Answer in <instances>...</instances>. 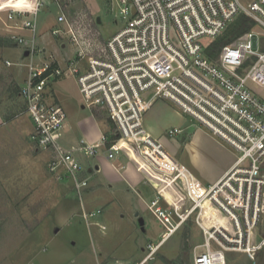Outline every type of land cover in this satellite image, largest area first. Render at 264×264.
<instances>
[{
    "label": "built area",
    "instance_id": "2783aa9c",
    "mask_svg": "<svg viewBox=\"0 0 264 264\" xmlns=\"http://www.w3.org/2000/svg\"><path fill=\"white\" fill-rule=\"evenodd\" d=\"M53 2L61 10L50 32L62 48L70 47L63 62L53 54L46 57V48L36 43L37 14ZM62 3L33 0L29 7L8 10L4 23L5 37L22 45L30 59L19 92L33 123L30 140L52 152L48 169H62L79 195L88 185L80 159L58 142L67 117L51 92L58 80L71 76L83 106L102 110L109 123L96 146L84 139L79 142L86 154L94 155L99 146L108 158L133 151L139 161L176 169L179 175L176 161L144 122L156 101H168L232 148L237 158L201 192L188 189L189 208L183 215L174 209L178 223H172L157 198L150 209L168 232L199 210L196 222L205 249L194 255L193 264H226V251L253 258L264 243L256 241L255 231L264 215V99L254 89H264V0H111L116 31L108 38L86 15L79 23L70 20ZM240 14L254 27L221 46L217 56L210 55L208 45ZM23 30L29 31V38L19 34ZM95 30L98 34L91 36ZM41 56L45 57L35 61ZM167 133L175 137L183 130L173 127ZM203 207H208L209 225L201 215ZM98 212L84 211L83 217ZM147 248L143 261L122 264H142L158 245Z\"/></svg>",
    "mask_w": 264,
    "mask_h": 264
},
{
    "label": "crops",
    "instance_id": "0c3cea01",
    "mask_svg": "<svg viewBox=\"0 0 264 264\" xmlns=\"http://www.w3.org/2000/svg\"><path fill=\"white\" fill-rule=\"evenodd\" d=\"M87 12L88 15L92 16L89 11ZM254 89L259 96L263 98L259 92L260 88L255 87ZM51 92L53 93V99L59 102L66 111L63 100H61V96L58 95V92L53 88V85L51 86ZM157 102L158 101L155 103ZM159 103L160 104L157 105L158 107L156 109L151 110L150 108V110H148L146 113L147 117L144 116V121L146 117L147 129L149 132H154L151 133L160 139L163 135L161 129L167 130L170 128L167 126L168 123H171V114L172 112H176L171 106L167 105L165 101L160 100ZM164 105H166L165 108L163 107ZM81 108L83 109L85 107L81 105ZM80 113H83V115H80ZM67 114L68 113L66 112V115ZM73 114L74 112H70V116L67 115L58 142L65 150L72 152L74 156L80 159L85 167L83 176L87 179L88 185L83 189L84 203L82 199V191L80 195L77 193L73 187L71 178H69L62 169H59L56 172H51L48 169V162L51 159L52 152L38 148L30 140L33 123L28 114L26 113V118L28 119L27 122L21 120L13 125L9 124L8 120L4 118V115L0 112V196L5 199L10 197L12 202L14 196L18 195H21L22 198L27 200V216H23L24 228H26L28 224L30 227L28 221L30 220V215H32L31 213H36L35 215H38L35 224L30 227L31 229H28L29 231L23 235V238L28 237L31 233L36 231L42 226L43 221H48V218L50 217L51 221L50 219L49 221L51 224L46 225V228L52 230L51 236H48L49 238L58 233L60 235V232L61 230H64L65 225H71L69 222L72 221L75 216L79 215V217L81 216L84 218L79 210L73 211L74 206L77 205L76 200L75 198H69V196L74 193L75 195L78 194V197L82 202V209L87 208L89 210L95 209L100 211V214L96 216L93 221V225L96 227L97 225H101L102 215L105 210H110L106 216L109 218V224L113 228L112 232L109 234L112 237L109 238L110 240H113L114 238L112 235H118L121 231L120 226L122 225V223L120 224V222L113 220L111 208L115 204L120 205L119 212H121V210L125 211V213H121L120 216L123 220H125L124 217L127 216V211L130 212L135 210L136 213L134 216L129 218L128 221L125 220L128 231L124 236L126 240H131L134 246H137L139 250L137 259L133 262L137 263L143 261L148 252V244L158 245L157 251H159L160 247L163 245V241L173 236L178 229H181L182 223L186 221L184 219L173 231L168 232L166 227L150 209L152 200L157 198L163 211L165 213H170L172 223L176 224L180 220L178 214L183 215L181 209L185 202H187L186 192H188V189L201 192L205 187L213 184L232 164V162L228 161L220 168H216L215 166L209 168V166L206 165L204 160L206 152L203 151V145H201L200 142H203V139L204 142L208 139L215 145L219 146L220 143L217 138L210 134L203 126L196 127V129L191 130L188 133L183 131L180 135L172 138L174 141L177 140L175 146L182 149V152L185 153L184 157L188 162V165L183 162L179 163L174 156L167 152L176 161V165L180 170L179 175L177 174L178 171H176V169V172L167 169L163 170L153 166L151 163L145 164L144 162L139 161L137 155L133 151L129 152L130 156L126 155L125 152H118L113 158H108L106 149L103 146H99L98 148L103 147V151H98L99 149L97 148L94 155H88L84 152L79 142L84 139L89 144L96 146L100 141L101 135L107 128L99 122L100 120L96 119L91 110L85 113L83 110L79 109L74 117ZM179 126L180 124L178 123L173 125V127L177 128H180ZM32 145L36 147V151L32 150ZM166 157L170 159L169 156L166 155ZM148 186L151 187L155 193L151 196L149 204L145 206L143 201L144 196L150 195V193L147 192ZM73 190L76 192H73ZM134 191H137L139 194L136 195L138 199L135 201V204L132 201L133 196L131 195ZM32 192H39L38 196ZM38 198L39 204L36 206L34 203L36 201L38 202ZM122 200H124V202ZM145 209H148L165 228V231L158 233L157 241L151 239L150 228L146 226L143 213L145 212ZM174 209L177 210L178 214ZM11 211L12 214L10 218L14 219L16 209L14 210L12 207ZM201 215L204 218L206 217V213L203 211L201 212ZM205 219V223L209 224V220ZM87 223L89 224V222ZM91 226L92 224L86 226L89 229L90 234ZM72 228L73 231L67 244L76 245V238L74 236L77 228L75 226H72ZM95 235L100 239V242L105 241L102 240L104 239V234L101 238L98 229H95ZM23 238L21 237V240ZM37 251L31 254V258L40 255V250ZM156 252L153 257L148 258L142 264H145L146 261L149 263H155L156 258L154 256L158 254V252ZM109 255L110 254L102 256V253L95 255L96 264L132 263V261H129V257L119 258L113 256L110 257ZM81 257L83 258L84 255H71L70 261L72 264H75ZM159 257L163 258V261L166 264L170 261L167 254Z\"/></svg>",
    "mask_w": 264,
    "mask_h": 264
},
{
    "label": "rangeland",
    "instance_id": "374dc122",
    "mask_svg": "<svg viewBox=\"0 0 264 264\" xmlns=\"http://www.w3.org/2000/svg\"><path fill=\"white\" fill-rule=\"evenodd\" d=\"M61 1L63 2V11L73 22L79 23L87 16L91 19L89 23L92 24V27H98L101 35L105 38L110 37L113 32L116 31V26L114 25V15L112 12H110L111 0ZM32 2L33 0H0V43H2L0 45V112L4 115V118L8 120L9 124L13 125L16 122H20L21 120L26 122L28 121L26 118L25 104L22 97L20 96L19 91L20 86L23 85L24 79L26 78L28 72L27 66L30 59L27 55H25V49L22 45H15L3 40L6 38L5 35L7 33L4 30V23L7 22L8 10L12 8L29 7ZM60 10V5L56 2H53L47 4L46 11L42 10L38 12L36 43L46 48V52L44 54L46 57H48L49 54H53L55 59H57L59 62H63L64 57H66L65 54H69L70 47L67 46L62 48L58 41H55L53 35L50 32V29L57 25L56 17ZM87 11H89L92 16L88 15ZM97 17L100 18L99 23L95 21ZM253 27L254 26H252L251 29ZM226 30L223 32V34L226 32ZM19 34L24 38H29V31L27 30L20 31ZM93 34L97 35L98 33L96 30L94 32L91 31V36ZM234 39L235 38L231 39L229 42L233 41ZM261 47L264 49V39L261 40ZM44 57L41 56L40 59L35 57L34 59L35 61H38ZM6 60L10 62V65L6 63ZM53 88L58 92V95L61 96V100H63L66 112L68 113L67 115L70 116V112H74V117L76 113H78L79 109L83 110L85 113L90 111V108L87 106H84L85 108L83 109L81 108L84 100L78 91L75 80L71 76L55 82L53 84ZM259 92L264 98V89H259ZM159 101L160 100L153 104L151 110H154L158 107L157 105L160 104ZM165 102L177 113L176 114L172 112V119L170 121L171 123H168L167 127L172 128L175 123H178L180 124L179 127L187 133L196 129V127H202V125H200L196 120L191 119L189 116L183 114L175 105L168 101ZM163 107L165 108L166 105ZM80 115H83V113H80ZM145 116L147 117L146 114ZM146 117L144 121L145 126H147ZM99 122L105 125L107 128L106 131H109L110 126L107 123L106 118L100 119ZM201 129L204 130L203 128ZM167 130L161 129V133H163V135L159 141H161L163 144L164 149L174 156L179 161V163L183 162L187 163L188 165L187 159L184 157L185 153L182 152L180 147L178 148L175 146L177 140L174 141L172 139L174 137L169 136ZM218 141L220 143L219 146L210 142L208 139H206L205 142L204 139L203 142H200V144L203 145V151L206 152L204 160L209 168L211 166L220 168L228 161L233 163L237 158V153L232 148L222 143L220 140ZM32 146V150L36 151V147L34 145ZM98 149V151H103V147ZM73 192L76 191L73 190ZM83 192L84 191L82 190V199L84 203L85 199L83 197ZM147 192L150 193V195L144 196L143 201L145 206L149 204L151 196L155 193V191L149 186L147 187ZM32 193L38 196L39 192ZM131 195L133 196L132 201L135 204V201L138 199L136 195L139 194L137 191H134L131 193ZM69 198H75L76 200L77 205L74 206L73 211L79 210L81 214H83L84 211H98L95 209H82V202L80 201L78 194L75 195L72 193ZM122 201L124 202V200ZM34 204L36 206L39 204V198L38 202L36 201ZM27 205V200L22 198L21 195L14 196L13 202L10 197L5 199L4 197L2 198V196H0V264H70L71 255L74 256V254L84 255V257H81L75 264H96L95 255H99V253H102V256L110 254V257H129V261H132V263H134L133 261L137 259V254L139 253L137 246H134L131 240H126L124 236L128 231L125 220L128 221L129 218H132L136 213L135 210L130 212L127 211V216L124 217L125 220H123L120 216L121 213L124 214L125 211L121 210V212H119L120 205L115 204L111 208L113 220L120 222V224L122 223L120 226L121 231L118 233V235H112L114 237L113 240L109 239L112 238L109 234L112 232L113 228L109 224V218L106 217L110 211L109 209L105 210L102 215L101 225H97V227L93 225V221L95 217L100 214V211L96 213L95 216L89 217L88 219H84L81 216L79 217V215L75 216L73 220L69 222L71 225H65V228L64 230H61L60 235L58 233L49 238L48 236H51L52 230L50 228H46V225L51 224L50 217L48 218V221H43L42 226H40L36 231L31 233L28 237L23 238V235L29 231L28 229L35 224L36 218H38V215H35L36 213H31L32 215H30V220L28 221L30 223V227L29 224L26 226V228L23 227V216H27ZM189 205H191V201L185 202L181 212L185 213V209H188ZM12 207L14 210L16 209L14 219L10 218L12 214ZM206 208L208 207H204L206 210L205 213L207 215L208 211ZM198 212L199 210L196 209L193 213H191L187 219H185L186 221L182 223L181 229H178L170 238L165 239L162 243L163 245L160 247V250L157 251L159 256L167 254L171 262L170 264H193L194 255L205 249L202 246L204 240L203 234L196 222ZM143 213L145 216L146 226L150 228L151 239L153 241H157L158 233L165 231V228L148 209H145V212ZM87 222H89L90 225L92 224L91 234L93 239L89 229L86 227L89 225ZM72 226L77 228V230H75L74 236L76 238V245L67 244L73 231ZM95 229L99 230L101 238L104 234V239H102L105 240L104 242L99 241L100 239H98L97 235H95ZM255 231L257 233L256 241L264 239V215H262L261 219L259 220ZM21 237L23 238L22 240ZM213 247L216 248L217 246L213 245ZM37 250H40V255L31 258V254L35 253ZM158 254L154 256L156 258L155 263H149L146 261L145 264H166L163 261V258L159 257ZM225 255L226 264H264V243L255 251L253 258H250L247 253L240 251H226Z\"/></svg>",
    "mask_w": 264,
    "mask_h": 264
},
{
    "label": "trees",
    "instance_id": "16d2710c",
    "mask_svg": "<svg viewBox=\"0 0 264 264\" xmlns=\"http://www.w3.org/2000/svg\"><path fill=\"white\" fill-rule=\"evenodd\" d=\"M253 22L246 17L245 15H238L228 26L226 32L221 35H219L215 40L211 41V43L208 45V52L210 55H217V53L220 50V47L224 44L228 43L231 39L236 38L240 35H242L244 32L251 29L253 26ZM3 39V38H2ZM6 42L12 43V41L9 38L3 39ZM1 42V38H0ZM2 43H0L1 45ZM94 116L97 120H100L102 118H106L104 115V112L102 110H97L93 112ZM184 260V259H183ZM168 263H171L168 261ZM184 263V262H183Z\"/></svg>",
    "mask_w": 264,
    "mask_h": 264
},
{
    "label": "water",
    "instance_id": "95a60500",
    "mask_svg": "<svg viewBox=\"0 0 264 264\" xmlns=\"http://www.w3.org/2000/svg\"><path fill=\"white\" fill-rule=\"evenodd\" d=\"M96 21L99 23L100 22V18L97 17ZM27 54V52H25V55Z\"/></svg>",
    "mask_w": 264,
    "mask_h": 264
}]
</instances>
